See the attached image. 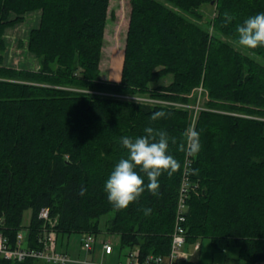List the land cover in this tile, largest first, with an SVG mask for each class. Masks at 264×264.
<instances>
[{
    "label": "trees",
    "instance_id": "obj_1",
    "mask_svg": "<svg viewBox=\"0 0 264 264\" xmlns=\"http://www.w3.org/2000/svg\"><path fill=\"white\" fill-rule=\"evenodd\" d=\"M212 1L131 0L122 78L114 82L100 76L109 0H0V52L6 29L40 11L28 48L41 69L0 63V229L11 242L24 225L25 210L31 209L35 237L42 225L39 213L49 208L59 235L98 236L105 217L106 231L119 236L121 251L137 248L142 260L165 255L190 160L187 242L207 238L216 250L235 246L239 259L264 262V65L222 40L223 35L237 43V25L264 12V0H216L218 34L188 16H201V7ZM225 12L233 17L227 25ZM250 50L264 58V47ZM118 66L115 57L113 69ZM166 74L173 75L172 82L159 84ZM201 83L209 101L194 127L201 143L194 158L177 151L192 127L188 107L100 93L149 94L185 103ZM157 111L168 115L153 121ZM148 126L168 133L169 152L180 168L171 177H159L158 195L146 189L137 202L117 211L104 185L127 155L120 138L145 135ZM82 189L87 190L83 195ZM145 208L152 209L150 215ZM0 264L50 263L0 259Z\"/></svg>",
    "mask_w": 264,
    "mask_h": 264
},
{
    "label": "rangeland",
    "instance_id": "obj_2",
    "mask_svg": "<svg viewBox=\"0 0 264 264\" xmlns=\"http://www.w3.org/2000/svg\"><path fill=\"white\" fill-rule=\"evenodd\" d=\"M214 1V3H212ZM211 3L204 4L201 9L200 13L201 16L195 17L194 15H188L192 20L198 21L200 23H205L208 29L212 34L216 33L214 28V18L216 13V0H213ZM216 1V2H215ZM166 3L170 7H174L172 4ZM176 8V7H174ZM177 9V8H176ZM131 15V0H109L108 10H107V24L105 28V45L103 47V54L100 61V68H101V78L104 80H110L114 82H119L122 78V71L124 68V61H125V49L127 46V39H128V30H129V21ZM14 17V15H11ZM40 22V11H36L30 13L26 16L25 21L20 24H17L12 27H8L4 34L5 38V49L0 52L2 56V63L3 66L10 67L16 70H32L38 71L41 69V61L39 57L31 52L28 48V39L29 33L32 28L37 27ZM210 24V26H209ZM218 34V33H216ZM222 40L232 43L237 50L242 52L245 55L250 56L260 64L264 65V58L260 55L256 54L252 50L248 48H243L238 45V43L234 42L232 39H226L222 35ZM115 57L120 59V68L113 69V62ZM173 80L172 74H166L164 78H162L159 84L168 86ZM158 85V84H157ZM155 91L156 84L151 85ZM88 91V90H85ZM101 94H107L113 96L115 98L125 99V100H134L136 102H143L149 104H155L153 100L159 99L157 97L150 96L149 94L144 95H129V94H118V93H111V92H100ZM190 100L185 102V106H187L191 110L192 115V127H195L198 115L200 110L206 109L207 103L209 101V92L208 89L204 86L203 83L196 86L190 93L189 96ZM171 101V100H169ZM177 103H184L181 101H172ZM168 105V104H166ZM241 113L243 116L250 117L251 115L245 112H238ZM260 118V117H257ZM261 119V118H260ZM49 209V208H48ZM49 214H51L49 209ZM31 221V209H27L24 212V219H23V227L30 226ZM27 226V227H28ZM101 233L98 235V241L100 239H109L111 240L112 244L116 248V253L113 255L112 259H105V263H115L119 260L125 261L126 253L128 249L125 248L121 252L119 246V236L117 234H110L106 231L105 227V217L101 220ZM22 228V227H20ZM19 228V229H20ZM63 235H59V244ZM65 237H71L72 243L70 248L79 247V239L81 238L80 233H75L71 235H65ZM203 252L202 255H215V253L221 252L215 250L212 246L211 242L208 239H203ZM187 245L185 243L182 246V250ZM60 248H62L60 246ZM239 251L238 248L232 246L228 249L227 255H238Z\"/></svg>",
    "mask_w": 264,
    "mask_h": 264
},
{
    "label": "clouds",
    "instance_id": "obj_3",
    "mask_svg": "<svg viewBox=\"0 0 264 264\" xmlns=\"http://www.w3.org/2000/svg\"><path fill=\"white\" fill-rule=\"evenodd\" d=\"M232 20L233 17L225 12V25ZM236 33L239 46L248 49L264 47V12L246 18L242 24L237 25ZM167 115L164 111H157L151 119L156 121ZM144 133L146 134L136 138H120V144L127 155L119 159L105 181L107 199L117 211L127 209L130 204L137 202L146 189L153 196L158 195L159 177L164 173L171 177L180 168V162L169 152L170 137L166 131L148 126ZM183 136L184 141L179 143L177 151L185 153L187 157H196L201 151L199 132L188 127ZM171 142L176 143L174 138ZM196 171L193 170V174ZM141 172L148 179L147 185ZM86 191L82 189L81 195ZM151 212V208L144 209L145 215H150Z\"/></svg>",
    "mask_w": 264,
    "mask_h": 264
},
{
    "label": "built area",
    "instance_id": "obj_4",
    "mask_svg": "<svg viewBox=\"0 0 264 264\" xmlns=\"http://www.w3.org/2000/svg\"><path fill=\"white\" fill-rule=\"evenodd\" d=\"M155 103L175 105L177 107H187L185 103H177L164 99H155ZM192 161L188 160L185 165L182 184L179 189L177 218L175 229L172 235V245L169 253L165 255H150L146 259L140 258L139 249L128 250L125 261H117L112 264H179V259L184 255L182 246L187 243V229L185 222L188 213V199L192 187L189 182V172ZM42 225L35 237L30 234V226L20 228L16 233L15 242H11L9 237L0 229V259L10 261H25L36 259L51 264H67L73 258L69 253L62 250L59 244V234L57 231L58 219L51 217L48 208H43L39 213ZM81 247L86 252H91L99 243L98 236L90 232L81 233ZM106 254L113 251V244L108 239L100 241ZM200 242H196L194 248H200ZM186 255V254H185ZM84 264H109L104 261L93 259L84 260Z\"/></svg>",
    "mask_w": 264,
    "mask_h": 264
},
{
    "label": "crops",
    "instance_id": "obj_5",
    "mask_svg": "<svg viewBox=\"0 0 264 264\" xmlns=\"http://www.w3.org/2000/svg\"><path fill=\"white\" fill-rule=\"evenodd\" d=\"M102 240L103 239H100V241ZM100 241L91 252H86L81 247L80 239H79V247L70 248L71 243L73 241L71 237L70 238L65 237L64 235V237L60 241V246L62 247V250L69 253L70 256L73 258V260L71 262H68L67 264H84V260H87V259H93V260L104 261V262H105V259H112L113 255H115V253L117 252L116 248L113 245L114 249L112 253L106 254L103 247L100 244ZM199 242L201 246L198 250L194 248L195 243L187 242V245L183 249V253H185L186 255L185 254L182 255V257L178 260L179 264H264V262L250 263V262L241 260L239 259V253L238 255H227L226 253L228 249L218 250L221 252L215 253V255H202L203 241L199 240ZM119 245H120V239H119ZM119 252H121V249Z\"/></svg>",
    "mask_w": 264,
    "mask_h": 264
},
{
    "label": "water",
    "instance_id": "obj_6",
    "mask_svg": "<svg viewBox=\"0 0 264 264\" xmlns=\"http://www.w3.org/2000/svg\"><path fill=\"white\" fill-rule=\"evenodd\" d=\"M212 3H214V1ZM2 223H4V221H2Z\"/></svg>",
    "mask_w": 264,
    "mask_h": 264
}]
</instances>
